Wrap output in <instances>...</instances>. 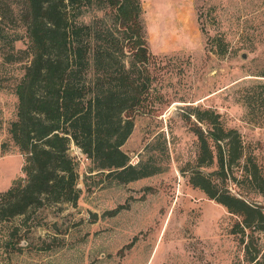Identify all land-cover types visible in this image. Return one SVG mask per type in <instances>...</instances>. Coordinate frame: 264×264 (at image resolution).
Segmentation results:
<instances>
[{
	"label": "rangeland",
	"instance_id": "374dc122",
	"mask_svg": "<svg viewBox=\"0 0 264 264\" xmlns=\"http://www.w3.org/2000/svg\"><path fill=\"white\" fill-rule=\"evenodd\" d=\"M141 1L155 57L156 107L136 117L122 149L132 164L151 163L161 171L118 183L95 170L73 145L81 189L77 203L46 202L0 221V264H245L231 233L235 217L193 186L185 172L188 163L195 164L199 146L184 114L189 106L218 112L244 142L237 177L243 178L248 159L264 174V113H251L244 100L249 91L264 97L259 86L264 82V0ZM0 32L6 35L0 37L1 194L24 176L25 155L10 128L18 112L16 84L27 64L20 50L28 38L15 19L0 21ZM213 37L219 42H211ZM11 53L15 60H9ZM231 188L264 204L245 183Z\"/></svg>",
	"mask_w": 264,
	"mask_h": 264
},
{
	"label": "trees",
	"instance_id": "16d2710c",
	"mask_svg": "<svg viewBox=\"0 0 264 264\" xmlns=\"http://www.w3.org/2000/svg\"><path fill=\"white\" fill-rule=\"evenodd\" d=\"M0 4V21L15 19L28 38L27 47L20 50V59H27V64L16 84L18 112L10 128L25 155L24 176L0 194V221L46 202L77 203L81 189L73 145L95 170L118 183L160 172L155 164H132L122 149L136 117L152 114L156 107L155 57L148 46L142 1L0 0ZM90 12L88 21L84 17ZM15 59L9 54V60ZM259 86L264 89V82ZM244 100L251 113L263 115V92L249 91ZM188 110L184 116L199 150L195 164L188 163L185 172L193 186L235 217L231 233L242 247L245 264H264V204L231 188L245 183L264 198V174L248 159L239 179L235 169L246 155L241 133L226 128L212 109Z\"/></svg>",
	"mask_w": 264,
	"mask_h": 264
},
{
	"label": "water",
	"instance_id": "95a60500",
	"mask_svg": "<svg viewBox=\"0 0 264 264\" xmlns=\"http://www.w3.org/2000/svg\"><path fill=\"white\" fill-rule=\"evenodd\" d=\"M82 151V150H81Z\"/></svg>",
	"mask_w": 264,
	"mask_h": 264
}]
</instances>
